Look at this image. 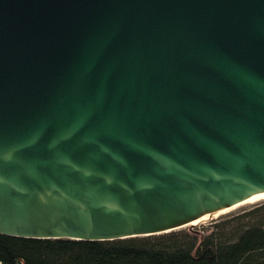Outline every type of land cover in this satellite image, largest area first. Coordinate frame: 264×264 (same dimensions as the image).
<instances>
[{"label":"water","instance_id":"95a60500","mask_svg":"<svg viewBox=\"0 0 264 264\" xmlns=\"http://www.w3.org/2000/svg\"><path fill=\"white\" fill-rule=\"evenodd\" d=\"M264 193V0H0V233L157 234Z\"/></svg>","mask_w":264,"mask_h":264},{"label":"trees","instance_id":"16d2710c","mask_svg":"<svg viewBox=\"0 0 264 264\" xmlns=\"http://www.w3.org/2000/svg\"><path fill=\"white\" fill-rule=\"evenodd\" d=\"M0 264H264V200L199 227L113 240L0 233Z\"/></svg>","mask_w":264,"mask_h":264},{"label":"rangeland","instance_id":"374dc122","mask_svg":"<svg viewBox=\"0 0 264 264\" xmlns=\"http://www.w3.org/2000/svg\"><path fill=\"white\" fill-rule=\"evenodd\" d=\"M263 200H264V197L263 198H260V199H256V201L245 202L244 204H238L237 206H235L232 209H228V210L223 211L221 213L218 212L216 214H212L210 217H208V219L203 220L200 223L199 222H194V223H190V224L181 226V227L178 228V230H180L181 228H183V229H191L192 227H199V226H202V225H206L210 221H212L213 219L219 218L220 216H223V214L234 213L235 211H239L241 209H245V207H248L251 204H254V203L258 202V201H263Z\"/></svg>","mask_w":264,"mask_h":264},{"label":"bare ground","instance_id":"6f19581e","mask_svg":"<svg viewBox=\"0 0 264 264\" xmlns=\"http://www.w3.org/2000/svg\"><path fill=\"white\" fill-rule=\"evenodd\" d=\"M263 197H264V193H261V194H259V195H256V197H253V198L247 199V200H245L244 202H240V203L234 204L233 207L225 208V209H223V210H221V211H218V212L221 213V212L226 211V210H228V209H232V208H234V207L237 206L238 204H244L245 202L256 201V199H260V198H263ZM218 212H216V213H218ZM216 213H212V214H216ZM210 216H211V215H205V216L201 217V219H199V220H195V221H193L192 223H194V222H199V223H200L201 221L208 219V217H210Z\"/></svg>","mask_w":264,"mask_h":264}]
</instances>
